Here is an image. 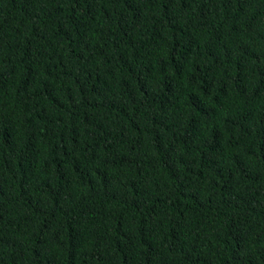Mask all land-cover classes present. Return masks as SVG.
I'll return each mask as SVG.
<instances>
[{
	"label": "trees",
	"instance_id": "1",
	"mask_svg": "<svg viewBox=\"0 0 264 264\" xmlns=\"http://www.w3.org/2000/svg\"><path fill=\"white\" fill-rule=\"evenodd\" d=\"M0 264H264V0H0Z\"/></svg>",
	"mask_w": 264,
	"mask_h": 264
}]
</instances>
